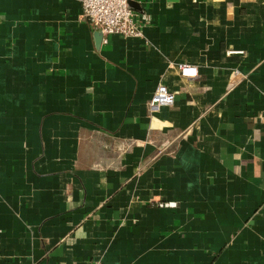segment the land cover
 I'll use <instances>...</instances> for the list:
<instances>
[{"label":"crops","instance_id":"obj_1","mask_svg":"<svg viewBox=\"0 0 264 264\" xmlns=\"http://www.w3.org/2000/svg\"><path fill=\"white\" fill-rule=\"evenodd\" d=\"M133 1L0 0V264H264V0Z\"/></svg>","mask_w":264,"mask_h":264},{"label":"built area","instance_id":"obj_2","mask_svg":"<svg viewBox=\"0 0 264 264\" xmlns=\"http://www.w3.org/2000/svg\"><path fill=\"white\" fill-rule=\"evenodd\" d=\"M132 0H80L82 17L96 31H101L103 39L112 34L126 38L143 37V28L136 19V13L130 5ZM238 53V51H232ZM242 53V52H239ZM180 76L195 79L199 76L198 67L189 63L178 64ZM175 102V92L166 84L159 83L149 100L151 109L162 105H172ZM96 264V263H93Z\"/></svg>","mask_w":264,"mask_h":264},{"label":"water","instance_id":"obj_3","mask_svg":"<svg viewBox=\"0 0 264 264\" xmlns=\"http://www.w3.org/2000/svg\"><path fill=\"white\" fill-rule=\"evenodd\" d=\"M134 3L135 2L133 0L130 2V5H131L132 8H133ZM96 36H97V41L98 42H100L103 39V34H102V32L100 30L96 31Z\"/></svg>","mask_w":264,"mask_h":264}]
</instances>
